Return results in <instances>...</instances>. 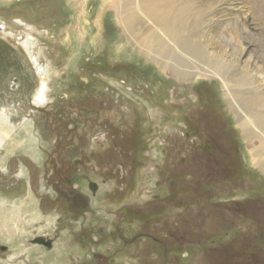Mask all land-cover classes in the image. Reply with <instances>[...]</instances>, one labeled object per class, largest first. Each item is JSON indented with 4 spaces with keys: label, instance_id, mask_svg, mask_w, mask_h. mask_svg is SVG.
<instances>
[{
    "label": "rangeland",
    "instance_id": "obj_1",
    "mask_svg": "<svg viewBox=\"0 0 264 264\" xmlns=\"http://www.w3.org/2000/svg\"><path fill=\"white\" fill-rule=\"evenodd\" d=\"M123 1L0 0V264L19 260L9 226L41 234L35 215L72 264H264V133L244 130L209 62L264 93L258 0H223L205 31L191 29L207 61L175 50L188 77L140 48Z\"/></svg>",
    "mask_w": 264,
    "mask_h": 264
},
{
    "label": "bare ground",
    "instance_id": "obj_2",
    "mask_svg": "<svg viewBox=\"0 0 264 264\" xmlns=\"http://www.w3.org/2000/svg\"><path fill=\"white\" fill-rule=\"evenodd\" d=\"M222 2L223 0H124L118 7V13L123 27L127 31L133 30L136 43L141 49L155 53L164 67L172 68L176 74L188 77L195 67L175 54V50L180 49L196 59L207 61L202 54L203 46L197 41L189 40L187 35L193 28L205 31L210 26L211 17L215 15L213 8ZM256 7L264 13V0H258ZM145 20L152 22L153 25H147ZM18 25L24 26L25 23L18 20ZM140 25L141 31L139 35H135V29ZM2 29L6 30V27ZM209 62L216 72L215 75L224 77L229 95L232 97L230 105L233 107L237 105L242 110L244 130L254 135L250 127L252 125L264 133V93L251 92L248 90L250 88L245 87L249 82L247 75L228 73V66L220 62ZM39 70L43 72V69ZM47 91V83L43 81L35 95L36 105L46 101ZM5 106L0 105V110H6ZM256 152L258 162L264 168V147Z\"/></svg>",
    "mask_w": 264,
    "mask_h": 264
},
{
    "label": "crops",
    "instance_id": "obj_3",
    "mask_svg": "<svg viewBox=\"0 0 264 264\" xmlns=\"http://www.w3.org/2000/svg\"><path fill=\"white\" fill-rule=\"evenodd\" d=\"M30 205L31 204H25V202L23 201V205L20 207L21 209L19 211L32 213L33 210ZM28 217L31 216L29 215ZM46 217L47 216L45 215H43L42 217H38L37 215H35L32 220L27 222L28 226H40L39 232L41 234L37 235H35V230L31 231L28 229V231H25L24 237L19 236L20 234L15 236V232L14 230H12L13 228H11L12 226H9V261L13 258H16L15 254H17V256L19 257L18 262H10L9 264H72L71 258L67 257L66 254L68 253V249L70 248L69 245H65L64 249L60 250L59 252H56L54 249H49L48 247L45 248V246L38 244L32 245V248L26 246L23 247V240H25V238L28 239V237L32 235V239H35L37 237H50L46 239H50L52 241L55 240L51 239V231H53L52 221L49 222ZM52 245L55 247L54 241ZM60 245L61 244L59 243V246Z\"/></svg>",
    "mask_w": 264,
    "mask_h": 264
},
{
    "label": "flooded vegetation",
    "instance_id": "obj_4",
    "mask_svg": "<svg viewBox=\"0 0 264 264\" xmlns=\"http://www.w3.org/2000/svg\"><path fill=\"white\" fill-rule=\"evenodd\" d=\"M1 40V39H0ZM1 41H3L4 43H5V45H2V44H0V48L2 47V48H9V46L7 45V43H6V41L5 40H1ZM8 46V47H7ZM0 60H1V58H0ZM4 78H5V80L7 81V83H8V89H10L11 91H18L20 88H21V84L19 83V81H18V78L17 77H14V73H13V71L11 70V71H6V72H4ZM9 77H11L12 79H10V81L7 79V78H9ZM34 104H35V102H34ZM36 105V104H35ZM39 238H41V237H37V238H35L34 240H33V244H38V243H36V241L39 239ZM47 240H50V239H47ZM52 243H53V241L51 240V245L50 246H45V245H42V246H45V247H48V248H51L52 247ZM3 248V247H2Z\"/></svg>",
    "mask_w": 264,
    "mask_h": 264
},
{
    "label": "water",
    "instance_id": "obj_5",
    "mask_svg": "<svg viewBox=\"0 0 264 264\" xmlns=\"http://www.w3.org/2000/svg\"><path fill=\"white\" fill-rule=\"evenodd\" d=\"M36 243L41 244V245H45V246H50L51 245V240H47L44 237L39 238Z\"/></svg>",
    "mask_w": 264,
    "mask_h": 264
}]
</instances>
